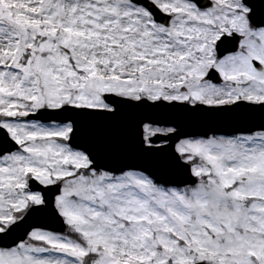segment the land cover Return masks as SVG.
<instances>
[{"label":"snow or ice","instance_id":"1","mask_svg":"<svg viewBox=\"0 0 264 264\" xmlns=\"http://www.w3.org/2000/svg\"><path fill=\"white\" fill-rule=\"evenodd\" d=\"M0 264H264V0H0Z\"/></svg>","mask_w":264,"mask_h":264},{"label":"water","instance_id":"2","mask_svg":"<svg viewBox=\"0 0 264 264\" xmlns=\"http://www.w3.org/2000/svg\"><path fill=\"white\" fill-rule=\"evenodd\" d=\"M260 121L257 118L254 121H241V122H237V123H231V124H222L219 125L220 129L222 132H231L233 128L236 127H240V128H244V127H249L251 126V124L256 123L258 124ZM191 130V129H189ZM135 162H141L143 163V161H140L138 158H133ZM175 179H182V177H173ZM40 221L46 223L47 222V218L46 217H40Z\"/></svg>","mask_w":264,"mask_h":264}]
</instances>
